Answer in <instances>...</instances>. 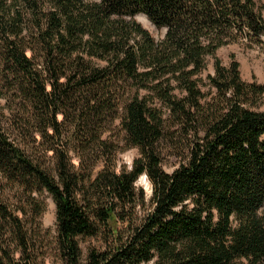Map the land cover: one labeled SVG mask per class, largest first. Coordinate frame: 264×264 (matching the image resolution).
Instances as JSON below:
<instances>
[{
  "label": "trees",
  "instance_id": "obj_1",
  "mask_svg": "<svg viewBox=\"0 0 264 264\" xmlns=\"http://www.w3.org/2000/svg\"><path fill=\"white\" fill-rule=\"evenodd\" d=\"M239 42L264 50V0H0V264H45V193L54 264H264V84L217 57Z\"/></svg>",
  "mask_w": 264,
  "mask_h": 264
},
{
  "label": "rangeland",
  "instance_id": "obj_2",
  "mask_svg": "<svg viewBox=\"0 0 264 264\" xmlns=\"http://www.w3.org/2000/svg\"><path fill=\"white\" fill-rule=\"evenodd\" d=\"M135 19L147 28L155 37H161L165 33L164 29H158L150 19L144 14H138ZM234 55V56H233ZM217 57L222 63L228 66L233 59L240 63L241 76L246 81H257L264 84V50L259 46L249 47L244 42L232 43L225 45L217 51ZM215 73L214 58L208 59L206 69L200 74L205 84H208V76ZM5 100L0 98V107L4 106ZM258 110H264V95ZM137 149H129L120 154L119 160L121 165L131 168L134 158L137 156ZM178 166V160L174 155L168 153V157L164 163V169L172 172ZM144 175V174H143ZM141 175L137 180V185L143 187L148 196L152 193V184L149 179ZM148 180V182L146 181ZM47 208L40 218V236L38 247L45 255V264L58 263V245H57V225H56V205L53 198L45 193ZM81 246L84 253L89 248L101 247L102 240L100 238H81ZM141 264H153V262H143Z\"/></svg>",
  "mask_w": 264,
  "mask_h": 264
},
{
  "label": "bare ground",
  "instance_id": "obj_3",
  "mask_svg": "<svg viewBox=\"0 0 264 264\" xmlns=\"http://www.w3.org/2000/svg\"><path fill=\"white\" fill-rule=\"evenodd\" d=\"M144 177H145V175H144ZM146 181L148 182V180L146 179Z\"/></svg>",
  "mask_w": 264,
  "mask_h": 264
},
{
  "label": "water",
  "instance_id": "obj_4",
  "mask_svg": "<svg viewBox=\"0 0 264 264\" xmlns=\"http://www.w3.org/2000/svg\"><path fill=\"white\" fill-rule=\"evenodd\" d=\"M165 31H166V29H165ZM146 177H147V175H146Z\"/></svg>",
  "mask_w": 264,
  "mask_h": 264
}]
</instances>
